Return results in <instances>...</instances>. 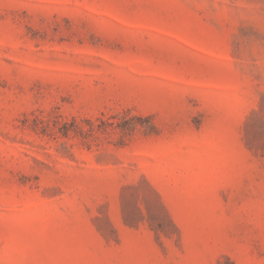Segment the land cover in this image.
Returning <instances> with one entry per match:
<instances>
[{
  "label": "rangeland",
  "instance_id": "rangeland-1",
  "mask_svg": "<svg viewBox=\"0 0 264 264\" xmlns=\"http://www.w3.org/2000/svg\"><path fill=\"white\" fill-rule=\"evenodd\" d=\"M0 264H264V0H0Z\"/></svg>",
  "mask_w": 264,
  "mask_h": 264
}]
</instances>
